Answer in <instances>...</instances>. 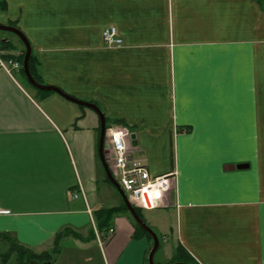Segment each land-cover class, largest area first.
<instances>
[{"label": "crops", "instance_id": "obj_1", "mask_svg": "<svg viewBox=\"0 0 264 264\" xmlns=\"http://www.w3.org/2000/svg\"><path fill=\"white\" fill-rule=\"evenodd\" d=\"M0 24L26 36L41 83L96 104L151 176L174 175L141 214L156 264H264V0H0ZM99 130L91 108L0 68V264H29L12 243L42 264H148L128 211L98 226L123 202Z\"/></svg>", "mask_w": 264, "mask_h": 264}, {"label": "built area", "instance_id": "obj_2", "mask_svg": "<svg viewBox=\"0 0 264 264\" xmlns=\"http://www.w3.org/2000/svg\"><path fill=\"white\" fill-rule=\"evenodd\" d=\"M102 40L108 46L122 44V39L113 26L103 29ZM5 55V52L0 51V68L12 77L14 71H20L21 63L15 58H5ZM129 135V129L125 126L106 127L105 142L112 162L110 170L133 206L143 210L154 209L161 204L164 195L168 193L174 175L151 176L145 165L132 158ZM73 196L77 195L73 194ZM7 212L8 210L0 207V214ZM112 231L113 229H109V233Z\"/></svg>", "mask_w": 264, "mask_h": 264}, {"label": "water", "instance_id": "obj_3", "mask_svg": "<svg viewBox=\"0 0 264 264\" xmlns=\"http://www.w3.org/2000/svg\"><path fill=\"white\" fill-rule=\"evenodd\" d=\"M0 31H7V32H11L13 34H15L18 39L21 41V43L24 46V55H23V59H22V68H23V73L25 76L26 81L28 82V84L40 91H53L58 93L59 95H61L62 97H64L65 99L72 101L74 103H77L79 105L85 106V107H89L92 110H94L98 117H99V121H100V130H99V141H98V155H99V159L101 161V164L103 166V169L105 171L106 177L109 180V182L115 187V189L117 190L118 194L120 195L123 203L125 204V207L127 209V211L130 213V215L132 216V218L135 220V222L141 227L143 228L152 238V247L149 251L148 257H147V261L148 264H156L153 260V256L158 248L159 245V239L158 236L156 235V233L144 222V220L140 217V215L136 212L134 206L130 203V201L128 200L127 196L125 195V193L123 192V190L121 189L120 185L118 184V182L115 180L112 171L110 170L109 166L107 165L105 158H104V153H103V145H104V137H105V129H106V123H105V116L103 114V112L100 110V108L94 104V103H90V102H85L82 100H79L75 97H72L66 93H64L62 90H60L59 88L52 86V85H46L43 83H40L38 81H36L33 77L32 74L30 73L29 70V58L31 55V46L30 43L28 41V39L26 38V36L15 26L12 25H5V24H0ZM129 139L131 141L132 145H135V134L131 133L129 135ZM246 165L244 164H238L233 166V168H243ZM169 264H189V263H185V262H174V263H169Z\"/></svg>", "mask_w": 264, "mask_h": 264}, {"label": "trees", "instance_id": "obj_4", "mask_svg": "<svg viewBox=\"0 0 264 264\" xmlns=\"http://www.w3.org/2000/svg\"><path fill=\"white\" fill-rule=\"evenodd\" d=\"M13 47H12V44L10 43L9 40H6V39H0V51H9V50H12ZM23 55H24V46H23V50H22V53L19 55V56H14L12 54H6L5 55V58H15L17 59L20 63H21V68H20V72L21 74L24 76V73H23V68H22V59H23ZM29 70H30V73L32 74V77L40 82V80L38 79V77L36 76V73L34 72V67H33V58H32V55H30V58H29ZM25 78V76H24ZM26 80V79H25ZM28 83V82H27ZM41 83V82H40ZM29 85V84H28ZM30 86V85H29ZM31 87V86H30ZM33 88V87H31ZM40 91V90H39ZM106 126H109L108 123H106ZM136 212L140 215V217L142 218L141 216V209L139 208H135ZM119 211H125L127 212V209L125 207V204L122 202L121 203V206L120 207H116V208H100L99 210L95 211L96 213V220L98 222V226L99 224L100 225H103L104 226H107V222L109 221L111 215L114 213V212H119ZM136 227L143 231L144 232V229L141 228L140 226L136 225ZM2 238H8L7 235L3 234L1 235ZM12 248L18 252H20V254H25V258L27 259V261L29 262V264H42V257H38V260L37 259H34V255H31L29 252L21 249L20 247H18L15 243H12ZM190 261H188L189 263ZM192 263V262H191ZM190 263V264H191ZM193 264V263H192Z\"/></svg>", "mask_w": 264, "mask_h": 264}, {"label": "rangeland", "instance_id": "obj_5", "mask_svg": "<svg viewBox=\"0 0 264 264\" xmlns=\"http://www.w3.org/2000/svg\"><path fill=\"white\" fill-rule=\"evenodd\" d=\"M9 38L18 41V40H17L18 37H17L15 34H13V33H11V32H7V31H0V39H6V40H9ZM18 42H19V41H18ZM129 141H130V139H129ZM104 143H105V145H107V142H105V137H104ZM129 144H130V146L132 145V144H131V141L129 142ZM103 146H104V145H103ZM134 208H137V207L134 206ZM145 211H146V210L141 209V214L144 215V214H145ZM186 263H187V262H186ZM189 264H190V263H189Z\"/></svg>", "mask_w": 264, "mask_h": 264}]
</instances>
